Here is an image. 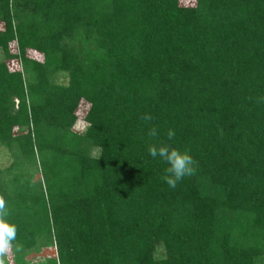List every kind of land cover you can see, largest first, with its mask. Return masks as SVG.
<instances>
[{
    "label": "trees",
    "instance_id": "trees-1",
    "mask_svg": "<svg viewBox=\"0 0 264 264\" xmlns=\"http://www.w3.org/2000/svg\"><path fill=\"white\" fill-rule=\"evenodd\" d=\"M0 54L5 264H264V0H0Z\"/></svg>",
    "mask_w": 264,
    "mask_h": 264
},
{
    "label": "clouds",
    "instance_id": "clouds-1",
    "mask_svg": "<svg viewBox=\"0 0 264 264\" xmlns=\"http://www.w3.org/2000/svg\"><path fill=\"white\" fill-rule=\"evenodd\" d=\"M143 118L145 120L152 119L147 114ZM157 134L155 127L149 129V136L156 137ZM174 135V131L169 129L167 132L168 139L171 140ZM147 152L153 159H158L166 164V175L163 180L171 188H175L182 178L195 172V161L187 150L182 151L163 143L149 145ZM16 240L17 225L10 220L6 201L3 197H0V264H5V254L13 248Z\"/></svg>",
    "mask_w": 264,
    "mask_h": 264
},
{
    "label": "rangeland",
    "instance_id": "rangeland-1",
    "mask_svg": "<svg viewBox=\"0 0 264 264\" xmlns=\"http://www.w3.org/2000/svg\"><path fill=\"white\" fill-rule=\"evenodd\" d=\"M196 1L197 0H180V4L183 7H194L196 5ZM10 49L13 54H15L17 51L15 44H11ZM28 54L39 60L42 59L41 56H38L34 54L33 52H29ZM8 65L10 69L14 71L21 69V64L16 60L8 61ZM55 80H56V83L67 84L68 78L66 74H59L55 77ZM85 109H86V106L83 104L78 113V123L76 127L78 131H82L86 126L83 121V118L85 115L84 113ZM12 161H13V158L9 150L5 147L0 146V170H5L6 168H8L10 164L12 163ZM31 173H32V177L34 178V180H37L40 178V174H39L40 172L38 168H33ZM14 257H15V253L12 248L7 254H5V261L8 263H14V260H15ZM54 257H57L55 248H45V249H36V250L34 249L33 251L28 252L26 260L32 264H39V263L41 264L45 260H48Z\"/></svg>",
    "mask_w": 264,
    "mask_h": 264
}]
</instances>
